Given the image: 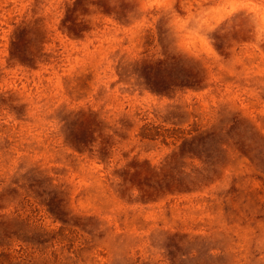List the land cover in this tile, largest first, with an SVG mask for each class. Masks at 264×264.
<instances>
[{
  "label": "rangeland",
  "instance_id": "obj_1",
  "mask_svg": "<svg viewBox=\"0 0 264 264\" xmlns=\"http://www.w3.org/2000/svg\"><path fill=\"white\" fill-rule=\"evenodd\" d=\"M0 264H264V0H0Z\"/></svg>",
  "mask_w": 264,
  "mask_h": 264
}]
</instances>
